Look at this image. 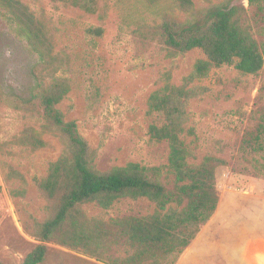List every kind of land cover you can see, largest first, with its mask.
Masks as SVG:
<instances>
[{
	"label": "rangeland",
	"instance_id": "rangeland-1",
	"mask_svg": "<svg viewBox=\"0 0 264 264\" xmlns=\"http://www.w3.org/2000/svg\"><path fill=\"white\" fill-rule=\"evenodd\" d=\"M191 1L196 8H205L225 0ZM21 2L43 16L54 34V52L66 62L61 74L71 88L58 108L95 151V168L104 172L138 163L171 191L173 182L165 167L168 146L150 139L154 116L147 114V102L167 76L168 83L181 85L202 53L193 50L168 59L158 47L140 40L134 30L153 17L144 8L145 0H99L102 19L74 6L57 9L51 0ZM242 4L243 0H233V5ZM247 12L253 38L261 45L264 13L257 7ZM99 26L102 37L86 34L88 28ZM37 60L18 35L12 15L0 8V88L8 98L28 103L0 105V262L22 264L43 245L46 255L41 264H111L38 235L46 203L35 179L46 174L61 146L47 133L40 136L44 148L33 150L29 142L42 123L32 89ZM194 86L201 93L186 106L194 114L195 130L187 140L196 163L206 156L221 161L215 171L218 204L175 264H264V65L257 75L242 74L236 63L223 66ZM82 208L89 218L105 221L154 211V205L142 198L121 199L108 210L94 203Z\"/></svg>",
	"mask_w": 264,
	"mask_h": 264
},
{
	"label": "trees",
	"instance_id": "trees-1",
	"mask_svg": "<svg viewBox=\"0 0 264 264\" xmlns=\"http://www.w3.org/2000/svg\"><path fill=\"white\" fill-rule=\"evenodd\" d=\"M51 2L57 9L74 6L103 18L99 0ZM145 2L144 8L153 17L134 30L140 40L158 47L168 59L193 50L202 53L182 78L181 85L168 83L167 76L165 84L147 102V114L154 116L148 129L150 139L166 142L168 146L165 167L172 178L171 191L158 179L150 178L147 169L138 163L104 172L95 168V151L79 135L76 123L66 121L58 108L71 88L69 80L61 74L66 62L54 52V34L49 23L21 0H0V8L12 15L18 35L26 39L38 57L32 70V89L42 109V123L40 132L29 142L33 150L42 149L46 144L40 136L47 133L57 138L61 146L46 174L35 179L46 203V217L38 226V235L43 241L57 239L68 247L106 258L111 264H175L196 239L217 209L215 171L221 161L206 156L196 163L187 140L194 136L195 130L191 124L194 114L186 106L201 93L194 82L211 70L234 63L247 75H257L264 65V43L259 45L253 38L247 15V9L253 7L264 13V0H243L242 5L225 0L205 8H196L191 0ZM103 32L100 26L86 30L92 38L102 37ZM19 104L28 106L26 102L8 98L0 88V105ZM126 198L146 199L154 205V211L146 216L105 221L89 218L82 208L94 203L108 210ZM116 252L123 256H117ZM45 255L46 247L39 245L22 264H41Z\"/></svg>",
	"mask_w": 264,
	"mask_h": 264
}]
</instances>
